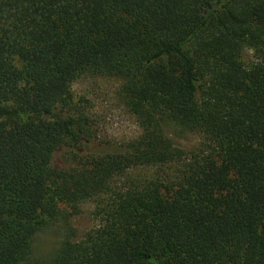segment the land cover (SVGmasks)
Returning a JSON list of instances; mask_svg holds the SVG:
<instances>
[{
    "label": "trees",
    "instance_id": "16d2710c",
    "mask_svg": "<svg viewBox=\"0 0 264 264\" xmlns=\"http://www.w3.org/2000/svg\"><path fill=\"white\" fill-rule=\"evenodd\" d=\"M83 74L124 81L137 137L97 139ZM0 264H264V0H0Z\"/></svg>",
    "mask_w": 264,
    "mask_h": 264
},
{
    "label": "rangeland",
    "instance_id": "374dc122",
    "mask_svg": "<svg viewBox=\"0 0 264 264\" xmlns=\"http://www.w3.org/2000/svg\"><path fill=\"white\" fill-rule=\"evenodd\" d=\"M245 58L251 59V53L246 52ZM76 99L82 101L83 108L93 126L97 139L115 144L127 142L138 136L140 130L130 111L124 90V81L106 74H83L71 86ZM175 145L186 150L194 147L199 141L197 134H183L173 137ZM57 162L62 165L61 159ZM166 167L137 166L128 169L121 176L114 178L111 191L125 188L134 182L155 176H172L176 165ZM106 199L107 196L84 200L80 203V212L71 219L77 238L84 235L95 224V200ZM59 225L53 224L39 231L34 238V250L38 256L49 254L57 247L60 239Z\"/></svg>",
    "mask_w": 264,
    "mask_h": 264
}]
</instances>
